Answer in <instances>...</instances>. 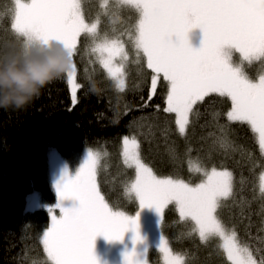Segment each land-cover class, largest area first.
Wrapping results in <instances>:
<instances>
[{
	"label": "trees",
	"instance_id": "1",
	"mask_svg": "<svg viewBox=\"0 0 264 264\" xmlns=\"http://www.w3.org/2000/svg\"><path fill=\"white\" fill-rule=\"evenodd\" d=\"M80 2L85 21L98 22L100 36H117L123 42L125 90L117 89L107 76L91 53L92 38L82 34L73 57L77 82L83 86L77 90L75 104L62 74L25 108H0V264H53L42 242L49 210L28 209L26 199L36 190L43 204L55 201L47 177L49 149H55L69 166L79 164L85 150L93 151L99 160L97 186L109 207L129 215L137 212L130 190L135 171L122 159L125 136L137 140L143 162L158 177L196 185L204 177L197 167L231 170L234 192L221 201L218 216L227 230L236 231L242 245L250 247L258 262L264 260V193L258 182L264 172V153L250 126L228 121L231 99L210 93L198 101L181 136L175 115L163 111L168 83L161 76L156 93L148 99L154 73L133 43L137 10L119 0H107L106 6L105 0ZM13 7V0H0V52L12 50L20 41L11 30ZM102 20L109 21L108 26L102 27ZM259 61L264 66V60ZM245 72L257 77L256 70L245 67ZM160 229L171 249L184 257V264H231L220 239L200 240L193 222L180 218L174 204L163 209ZM157 255L150 248L146 260L157 264Z\"/></svg>",
	"mask_w": 264,
	"mask_h": 264
},
{
	"label": "snow or ice",
	"instance_id": "2",
	"mask_svg": "<svg viewBox=\"0 0 264 264\" xmlns=\"http://www.w3.org/2000/svg\"><path fill=\"white\" fill-rule=\"evenodd\" d=\"M139 13L133 43L146 57L151 76L149 101L156 93L158 77L169 83L165 113L175 115V126L183 136L190 124V114L198 101L210 93L231 99L227 119L250 126L264 152V75L258 81L247 78L240 68L231 67L222 49L235 47L248 60H264V0H119ZM107 0H105V5ZM98 22L87 23L81 12L80 0H14L11 30L21 39L35 38L42 43L59 41L73 57L78 38H92L91 53L109 78L125 90V46L117 36H100ZM199 27L203 41L193 49L187 32ZM131 35V34H130ZM173 37L175 39L173 40ZM72 101L77 102V66L72 62L64 73ZM147 107V104H145ZM124 163L135 169L130 190L138 204L155 207L160 218L170 201H175L179 216L195 224L200 240L215 236L231 264H264L257 261L247 245H242L236 231H229L217 216L222 200L233 195L234 176L227 168L210 170L197 167L206 177L190 186L183 180L158 177L143 162L135 138L122 140ZM98 156L89 150L75 176L55 186L58 199L79 201L74 208H60L57 217L50 209L51 226L43 233V245L53 264H98L93 253L97 235L120 240L132 229L133 242L140 240L138 212L127 215L114 211L105 201L96 182ZM259 191L264 193V172L259 175ZM264 230V229H262ZM164 264H184V257L174 253L161 236L158 245ZM124 264H138L135 251L124 254Z\"/></svg>",
	"mask_w": 264,
	"mask_h": 264
},
{
	"label": "rangeland",
	"instance_id": "3",
	"mask_svg": "<svg viewBox=\"0 0 264 264\" xmlns=\"http://www.w3.org/2000/svg\"><path fill=\"white\" fill-rule=\"evenodd\" d=\"M108 24H109V21H106V20H102L101 22L102 27H106L108 26ZM186 36H187L188 44L193 49H199L201 47L204 36H203L202 30L199 27H194L190 29L187 32ZM174 39L175 37H173V40ZM222 51L224 52L226 56V60L228 64L233 68H240L241 72L253 82L258 81L260 76L264 75V66L260 61H255V65H251L253 61L249 62L248 60H246L235 47L230 46V45H225ZM245 67H247L248 70H256L257 77L251 78L250 76H248L245 72ZM160 76L163 78L162 74ZM115 84H116V81H115ZM168 90H169V83H168ZM70 96H71V92H70ZM71 100H72V96H71ZM129 138L132 139V137H129ZM88 151L89 150H85L83 152L82 158L79 164H76L75 166H69L67 161L55 149L53 148L49 149L47 151V156H46L47 177L55 192V196H56L55 201L50 205L43 204L41 202L40 193L36 190H33L26 197L27 208L34 209L37 207H45L49 210V213L51 209L55 213V215L58 217L60 215V208L54 207L57 204H59L60 207L69 208V209L72 208V205L79 206V201L73 198H70V197L65 198L63 200H59L57 193L55 191V186L58 183H62L64 180L70 179L73 176H75L77 170L79 169V167L82 165L83 161L85 160ZM122 151H123V146H122ZM122 159H123V156H122ZM204 179H206L205 176L203 177L202 181ZM201 182H199L198 184H200ZM196 185H190V186L194 187ZM135 199L138 203V198L135 197ZM169 204L175 205V201H170ZM176 209H177V206H176ZM137 212H138V232H139L141 239L136 241L135 243L133 242V237L135 233L132 231L131 228H129V230L124 233V236L120 240H108L103 235H97L93 243V253L97 258L98 264H124V254L127 252H131V251H135L136 258L138 259V264H156V263H152L146 260L145 254L150 248L155 250L158 253V255L156 256L158 260L157 264H164L163 255L158 249L161 236H163L166 240L169 241L167 234L164 233L165 234L164 235L160 229V224H161L162 217H163V211H162V216L160 218V214L157 213L155 207L144 206L141 208L138 204ZM217 216H218V213H217ZM218 218L221 220L219 216ZM193 225L195 227L194 222H193ZM50 226H51V219L49 220V224L47 228L44 230V232L47 231V229ZM212 237H209L208 239ZM42 242H43V235H42ZM221 243L222 242L220 241V244ZM154 258L155 257H153V259Z\"/></svg>",
	"mask_w": 264,
	"mask_h": 264
},
{
	"label": "clouds",
	"instance_id": "4",
	"mask_svg": "<svg viewBox=\"0 0 264 264\" xmlns=\"http://www.w3.org/2000/svg\"><path fill=\"white\" fill-rule=\"evenodd\" d=\"M71 64L68 49L55 40L21 39L12 50L0 52V108H25Z\"/></svg>",
	"mask_w": 264,
	"mask_h": 264
},
{
	"label": "flooded vegetation",
	"instance_id": "5",
	"mask_svg": "<svg viewBox=\"0 0 264 264\" xmlns=\"http://www.w3.org/2000/svg\"><path fill=\"white\" fill-rule=\"evenodd\" d=\"M74 207H78V206L77 205L76 206L72 205V208H74Z\"/></svg>",
	"mask_w": 264,
	"mask_h": 264
}]
</instances>
